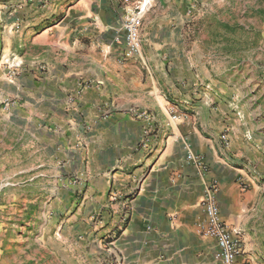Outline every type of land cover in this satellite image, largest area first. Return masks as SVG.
<instances>
[{"label":"crops","instance_id":"1","mask_svg":"<svg viewBox=\"0 0 264 264\" xmlns=\"http://www.w3.org/2000/svg\"><path fill=\"white\" fill-rule=\"evenodd\" d=\"M137 1L41 0L19 21L33 73L20 94L74 122L45 131L47 174L23 183L66 211L67 259L51 264H221L202 205L212 183L242 245L235 263L264 264V83L244 94L198 60V0H151L140 54L125 58Z\"/></svg>","mask_w":264,"mask_h":264},{"label":"rangeland","instance_id":"2","mask_svg":"<svg viewBox=\"0 0 264 264\" xmlns=\"http://www.w3.org/2000/svg\"><path fill=\"white\" fill-rule=\"evenodd\" d=\"M40 1L0 0V264L67 259L66 211L59 212L46 197L29 193L34 184L28 189L23 184L37 173L47 174L48 168L36 167L41 154L35 146L47 137L45 131L50 127L63 131L73 122L52 119L67 115V106L25 102L20 94L19 84L28 83L33 73L20 67L19 21L29 13L25 3L36 10ZM194 30L198 60L212 68L213 75L243 82L244 94L253 86L257 92L264 83V0H198ZM245 96L246 106L256 109V96ZM53 108L62 109L58 113ZM60 149L58 159L64 156ZM58 165L63 166L62 161Z\"/></svg>","mask_w":264,"mask_h":264},{"label":"built area","instance_id":"3","mask_svg":"<svg viewBox=\"0 0 264 264\" xmlns=\"http://www.w3.org/2000/svg\"><path fill=\"white\" fill-rule=\"evenodd\" d=\"M151 0H138L133 12L127 13L123 21L124 30V57L133 59L138 57L141 49L139 27L142 17ZM174 117V116H173ZM202 170L205 167L202 165ZM264 180V176H262ZM203 209L206 218V233L216 240L218 247L217 257L221 264H236L235 258L241 253L242 245L234 231L221 220L217 200V186L212 183L203 200Z\"/></svg>","mask_w":264,"mask_h":264}]
</instances>
